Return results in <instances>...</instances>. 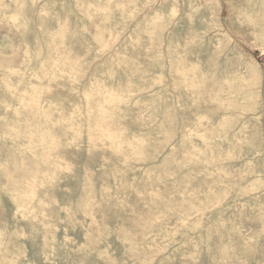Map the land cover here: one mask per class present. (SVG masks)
<instances>
[{"label": "rangeland", "instance_id": "374dc122", "mask_svg": "<svg viewBox=\"0 0 264 264\" xmlns=\"http://www.w3.org/2000/svg\"><path fill=\"white\" fill-rule=\"evenodd\" d=\"M0 264H264V0H0Z\"/></svg>", "mask_w": 264, "mask_h": 264}]
</instances>
